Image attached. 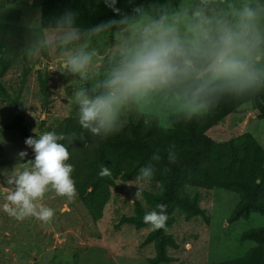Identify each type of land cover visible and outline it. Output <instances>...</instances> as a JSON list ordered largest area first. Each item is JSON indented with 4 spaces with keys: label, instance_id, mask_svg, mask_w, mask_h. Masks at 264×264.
Masks as SVG:
<instances>
[{
    "label": "clouds",
    "instance_id": "9594fccd",
    "mask_svg": "<svg viewBox=\"0 0 264 264\" xmlns=\"http://www.w3.org/2000/svg\"><path fill=\"white\" fill-rule=\"evenodd\" d=\"M80 2L82 7L53 16L25 50L31 56L58 54L56 70L75 83L70 102L82 131H43L25 139L33 153L30 166L4 177L11 190L2 208L17 220L49 222L55 210L41 203L49 188L75 198L73 166L67 161L83 133L105 140L133 118L165 127L188 123L225 100L244 101L264 92V0ZM101 3L111 15L85 24L82 15L94 16ZM100 41L108 42L104 49ZM27 156V150L18 153ZM161 159L153 152L151 161ZM167 160L178 163L174 147L168 148ZM155 171L149 162L137 179L147 183ZM108 174L102 168L100 175ZM156 209L143 218L154 230L168 218L167 205Z\"/></svg>",
    "mask_w": 264,
    "mask_h": 264
},
{
    "label": "rangeland",
    "instance_id": "374dc122",
    "mask_svg": "<svg viewBox=\"0 0 264 264\" xmlns=\"http://www.w3.org/2000/svg\"><path fill=\"white\" fill-rule=\"evenodd\" d=\"M41 4L42 0H0V49H4L11 61L4 83L12 93L23 87L19 107L25 114V123L32 136L56 127L67 116H76L70 102L75 83L56 70L58 54L42 52L31 56L25 51L46 29L41 24ZM107 43L100 41L98 47L104 49ZM39 70L51 73L50 103L43 100ZM253 108L251 103L242 107L241 116L231 119L230 125L245 122L246 129L264 144V119L256 118ZM17 113L15 105L0 99V136L3 137L0 142V173H3L0 175V264H150L149 257L155 256L154 248L143 245L149 228L137 229L129 224L116 227L122 213L134 212V199L126 209L121 205L126 200V192L139 184L138 179L117 181V186L112 188L113 198L98 220L91 216L77 194L69 200L58 196L51 188L41 201L55 210L49 222L35 217L17 220L3 211L6 195L11 190L4 177L30 166L33 158L21 132L9 126ZM24 150L28 156L21 159L18 153ZM187 192L199 198L209 219L203 216L188 219L183 210L177 209L175 223L167 233L175 237L179 247L168 248L173 261L163 264L225 262L244 256L256 245L254 241H242V233L264 227V214L253 213L248 220L229 222L240 200L238 193L195 186H188Z\"/></svg>",
    "mask_w": 264,
    "mask_h": 264
},
{
    "label": "trees",
    "instance_id": "16d2710c",
    "mask_svg": "<svg viewBox=\"0 0 264 264\" xmlns=\"http://www.w3.org/2000/svg\"><path fill=\"white\" fill-rule=\"evenodd\" d=\"M82 7L80 0H42L41 24L47 28L48 21L65 8ZM94 16L82 15L85 24L96 22L111 15L101 3L96 5ZM11 68V61L0 49V99L18 108L14 122L26 139L32 136L25 114L20 108L23 87L12 93L4 83ZM51 73L39 70L40 90L45 103H50L52 94L49 87ZM25 83V80L23 81ZM253 104V115L264 119V92L244 100H225L209 115L188 123H177L168 127L154 122L130 119L124 130L105 140L88 133L77 140L69 149L67 161L73 166L72 177L77 195L83 201L91 216L98 220L103 217L107 204L113 198L112 188L118 180L137 179L140 167L149 162L155 165V175L151 181L131 187L126 192V200L121 205L126 209L131 199L133 213H122L117 228L124 224L137 229L149 228L143 245H152L155 256L149 257L150 264H163L173 261L168 248H178L179 243L167 230L175 223V211L181 209L188 219L203 216L209 219L201 207L198 197L187 192L188 186L205 189L221 188L240 195V200L232 212L229 222L250 219L253 213L264 214V144L249 130L245 122L230 125L231 119L241 116V108ZM77 132L82 130L76 116H67L56 127L48 131ZM174 147L178 153V163L169 164L167 150ZM159 151L162 159L151 161L153 152ZM102 168L109 174L101 176ZM167 205L165 226L153 229L144 222L147 212L157 210V204ZM130 206V205H129ZM242 241H254L255 246L235 259L213 264H264V227H255L242 233Z\"/></svg>",
    "mask_w": 264,
    "mask_h": 264
},
{
    "label": "water",
    "instance_id": "95a60500",
    "mask_svg": "<svg viewBox=\"0 0 264 264\" xmlns=\"http://www.w3.org/2000/svg\"><path fill=\"white\" fill-rule=\"evenodd\" d=\"M30 163H31V161H30Z\"/></svg>",
    "mask_w": 264,
    "mask_h": 264
}]
</instances>
